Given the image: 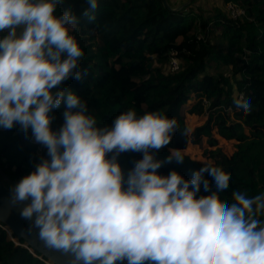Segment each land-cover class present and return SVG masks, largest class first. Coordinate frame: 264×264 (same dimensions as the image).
I'll return each instance as SVG.
<instances>
[{
	"label": "clouds",
	"instance_id": "1",
	"mask_svg": "<svg viewBox=\"0 0 264 264\" xmlns=\"http://www.w3.org/2000/svg\"><path fill=\"white\" fill-rule=\"evenodd\" d=\"M64 2L0 0V129L30 131L47 156L9 188V204L19 206L29 231L37 229L43 246L70 257L68 264H264L257 218L264 193L233 191L231 203L221 200L230 175L211 164L191 179L175 170L159 175L162 164L184 161L180 149L156 158L179 130L175 118L129 109L100 126L87 102L61 87L88 74L70 28L95 20L98 7L85 0L80 16L70 6L56 15ZM62 103L63 123L53 130ZM233 103L252 110L244 96ZM126 152L142 157L125 174L118 157ZM201 185L210 194L197 197Z\"/></svg>",
	"mask_w": 264,
	"mask_h": 264
},
{
	"label": "trees",
	"instance_id": "2",
	"mask_svg": "<svg viewBox=\"0 0 264 264\" xmlns=\"http://www.w3.org/2000/svg\"><path fill=\"white\" fill-rule=\"evenodd\" d=\"M168 1L171 6L177 5ZM220 1L234 3L244 13L234 18L214 6L206 17L200 11L195 13L190 3L173 10L163 0H98L95 20L81 18L75 30L70 28V35L84 53L80 68L88 69V74L82 80L70 78L61 87L86 101L100 126H111L114 117L129 109H134L137 116L158 111L175 118L179 130L169 145L156 153L160 161L170 149L186 146L189 135L181 107L194 94L197 101L189 113H207V119L191 135L198 140L206 135L208 145L215 146L217 139L211 133L215 128L225 139L236 140L235 150L230 155L218 146L205 150V162L183 153L182 164H162L157 172L166 176L175 170L191 179L193 171L203 164L219 166L230 175L229 188L219 194L220 199L231 203L233 191L246 192L250 198L264 193V0ZM69 6L77 16L88 7L85 0H65L55 14L60 15ZM207 23L221 26L225 50L221 43L204 37ZM199 29L204 35H199ZM153 55L159 60L175 58L178 68L163 71L152 64ZM219 63L229 65L231 73L206 70ZM240 94L251 100L248 114L233 103ZM64 110L63 103L54 110L52 128L58 129L63 123ZM29 135L30 131L26 136L18 125L11 130L0 129V169L9 186L34 171L41 157L47 158L46 152L34 155ZM141 157L142 153L126 152L120 154L118 162L126 174L133 166L131 161ZM211 191H215L214 183ZM208 194L201 185L197 197ZM257 218L264 220V215ZM4 228L0 222V264H49L23 240L20 242L26 246L8 238ZM12 238H16L14 233Z\"/></svg>",
	"mask_w": 264,
	"mask_h": 264
},
{
	"label": "rangeland",
	"instance_id": "3",
	"mask_svg": "<svg viewBox=\"0 0 264 264\" xmlns=\"http://www.w3.org/2000/svg\"><path fill=\"white\" fill-rule=\"evenodd\" d=\"M184 1L186 0H171V2L174 3L175 5L176 4L179 5L183 3ZM190 4L193 6L195 13L200 11L203 13V16H206V17L210 14L209 11L214 6L223 8L227 12L226 4H222L220 0L219 1L217 0H198V1H195L194 3L190 2ZM206 29H208V33L204 37L209 36L211 37L212 41H214L215 43H221V47L225 50L227 48V44L225 43L224 39L220 36L221 26L215 25L213 23L212 24L207 23ZM197 32L201 36L204 35V33L200 31V29L197 30ZM169 61H170V58L159 60L155 55L152 56V64L154 66L155 65L160 66L162 70L165 72L170 70ZM206 70L212 73H217V72L231 73L230 66L222 64V63H219L218 66L207 67ZM196 101H197V97L194 94H190V98L181 107V113L183 115V119L187 127L189 139H188L186 146L180 150L184 154L188 155L190 158L195 159L199 162L207 161L208 160L207 154H204V151L213 149L216 146L220 147L221 150L227 155H230L235 150L236 140L225 139L224 137L220 136L216 132L215 128L212 129L211 131L212 135L217 139V145L215 146L208 145V142H207L208 140H207L206 135L201 136L199 140L194 138L191 135L192 131L197 126L203 124L207 119V113H202V114L189 113V109L196 103ZM204 103H206V101H204ZM6 233H7V237L9 238L10 231L8 230L6 231ZM14 241L17 242V239L14 238ZM45 262L52 264L51 261L49 260H46Z\"/></svg>",
	"mask_w": 264,
	"mask_h": 264
},
{
	"label": "water",
	"instance_id": "4",
	"mask_svg": "<svg viewBox=\"0 0 264 264\" xmlns=\"http://www.w3.org/2000/svg\"><path fill=\"white\" fill-rule=\"evenodd\" d=\"M191 1L186 0L177 6H171L168 0H163L164 4L173 10H180ZM9 188L10 186L5 183L0 169V222L6 226L4 228L6 231H10L9 238L14 241V238H12V233H14L17 239V242L14 241L16 244L28 245L31 251H37L51 261L52 264H68L70 257L60 252L46 249L43 246V243L38 238L37 229L32 228L29 231L30 222L21 218L19 215V206L13 207L9 204ZM20 240H23L26 245L20 242Z\"/></svg>",
	"mask_w": 264,
	"mask_h": 264
},
{
	"label": "built area",
	"instance_id": "5",
	"mask_svg": "<svg viewBox=\"0 0 264 264\" xmlns=\"http://www.w3.org/2000/svg\"><path fill=\"white\" fill-rule=\"evenodd\" d=\"M226 9H227V13L234 18H237L244 13V9L242 7H240L234 3H230V2L226 4ZM169 67H170L171 71H174L178 68V62L175 58L170 59ZM240 96H241V94L239 95V97ZM52 129L57 130L54 128H52ZM29 142L34 145V155L36 157L42 156L46 152V149L43 148L41 145H38V144L32 142L31 133L29 135ZM124 263L127 264L126 261Z\"/></svg>",
	"mask_w": 264,
	"mask_h": 264
}]
</instances>
